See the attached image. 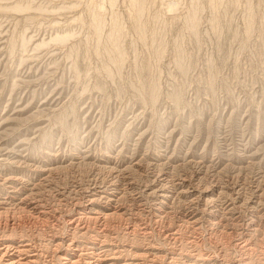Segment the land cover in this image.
<instances>
[{
	"label": "rangeland",
	"instance_id": "rangeland-1",
	"mask_svg": "<svg viewBox=\"0 0 264 264\" xmlns=\"http://www.w3.org/2000/svg\"><path fill=\"white\" fill-rule=\"evenodd\" d=\"M0 185L100 191L99 243L159 264H264V0H0ZM59 218L36 228L52 254L92 240Z\"/></svg>",
	"mask_w": 264,
	"mask_h": 264
},
{
	"label": "bare ground",
	"instance_id": "bare-ground-1",
	"mask_svg": "<svg viewBox=\"0 0 264 264\" xmlns=\"http://www.w3.org/2000/svg\"><path fill=\"white\" fill-rule=\"evenodd\" d=\"M54 169H57V168H55V167H53V168H49V167L45 168V170H44L45 172L44 173L46 175V178L44 180L46 182H47L48 178L52 175V172H54L53 171ZM124 171H126V170H124ZM124 171H122V172H124ZM11 178H12V176H11ZM11 178L10 177L6 178L5 182L3 181L2 183H4V185L6 183V184H9L10 186L11 185L14 186L15 182H12ZM42 184H43V182H42ZM1 185H3V184H1ZM1 185H0V187H1ZM99 185H101V184H99ZM7 186L8 185H6V187ZM3 187L4 186H2V188ZM34 187H36V185H34ZM96 187H95V189H96ZM36 188H38V187H36ZM3 190H4V188H3ZM12 191H14V190H12ZM59 191H60L59 194L57 193L58 194L57 195V198H58L57 200H59L61 205H59V207H57V208H53L52 206H50L51 204L49 205L45 201L44 198H34L33 197V195H34V193H33L34 191L33 190L31 191L33 193L32 195L31 194L28 195V193L26 192L27 194L26 193L25 194L27 196H25L23 194L25 197L22 195L23 197L22 196H20L18 198L16 197L17 198L16 199L14 196H11V197L9 196L10 198L8 196H6L7 198L5 200H0V264H44L43 262L45 261V259L47 260V258H49L50 261L53 259L54 261L57 262V264H159L158 259L156 257H154L153 255H151V253L149 252L150 250H147V249L143 250L142 249L143 252H138V251H136L137 249L136 250L130 249L128 251L127 248H126V245H124L125 243L123 245H121V246L115 245V243H113L115 246L114 245H102V244L99 243V242H101L100 239L102 237L105 238L106 240L102 241L101 243L107 244L105 241H109V240L112 241V239H110L107 236V234L109 233L108 226L110 224L109 222L113 221L115 219L114 217L117 218L116 215H118V210H115L117 207L112 205L113 202H115V199H113V197L110 198V196H109V199L112 202L111 205L113 206L112 209H110L109 207L107 208V210L109 212L101 211L99 209L97 210V209H94L95 207L93 208V205H94V203L96 201H98L101 198L105 197L104 194L103 195H99V194H102L99 191V194H98L99 197H98L97 194H95V193H91L90 194L89 190L87 191V189H86V191L84 192V196H82L83 199L80 200V201L75 200L76 203H74V205L71 206V207L68 205L70 208L66 209V208H68V206L66 205V203H64V202H66V200H65L66 197L64 198V194H72L73 190H68L66 187H64V188H60ZM57 192H58V190H57ZM103 193H105V192H103ZM7 194H9V193H7ZM39 194L42 195L41 193H39ZM106 196L108 197L107 194H106ZM71 201H73V200H71ZM84 204H86V205H84ZM59 217H61V218L62 217H66L67 218V221L69 222L68 223L69 232H70V229H71L74 232L78 231L80 233V235H84V236H86V235H88L90 233L91 234L94 233L93 236L91 237L92 238V240H91L92 242L88 241V243L85 245V244H80L82 240L80 241V243H78L79 240L77 242H73V241L69 242V240L67 238H64V237L60 238V241H57L58 237L56 235H54V234L53 235L51 234L50 235L51 239H49V240H53V242H55V244H54L55 250H54V252L52 254L51 252L53 250L50 251V249H52V247L50 249H48L49 246H48V248L46 247V245L49 243V241H48L47 244H45L47 239L45 240V238L42 237V233L41 232H43V231L46 232V231L44 229H42L43 231H41V230H39L40 228L39 229H36V228L38 227L39 224H41L43 226V224L50 222V220L59 221V219H60ZM162 218H165V217H163V215H162ZM162 218H160V219H162ZM60 221L62 223L63 220H60ZM60 224H58V225H60ZM89 224H97V225H101L103 227L100 226L98 228V232H97L95 230H90V226H88ZM189 224H190V226L192 228L190 230L191 234H197V233L202 232L201 228H202V226L204 224L202 225V223L199 221L198 218L192 220ZM49 225H50V223H49ZM65 225H67V224H65ZM135 225H136V223H135ZM30 226H33L36 230H32V229L30 230L28 228ZM94 228H92V229H94ZM135 228H133V229H135ZM181 228H182V226H179V228H175L174 227L171 230L169 229L171 231L170 235L171 236H175L176 234H178L180 232ZM142 232H144V231H142ZM147 232H148V230H147ZM247 232H249V231L247 230ZM47 233H49V232H47ZM50 233H52V232H50ZM132 233H133V230H132ZM180 233H182V232H180ZM113 234H111V235H113ZM57 235H58V233H57ZM119 235H120V233H119ZM247 235H249V234L247 233ZM68 236L69 235H67V237ZM70 236H72V235H70ZM54 237H56V238H54ZM116 237H115V239H116ZM120 237L118 239L121 240ZM145 237L147 238V236H145ZM69 239H70V237H69ZM249 240L248 241L244 240L243 241L244 245L247 244L249 242ZM85 242H87V241H85ZM195 242L193 243V245L195 244ZM119 245H120V243H119ZM131 247L132 246H130V248ZM248 251H249V249H248ZM126 252H131V254H130L131 257L130 258L127 257ZM50 253H51V255H50ZM125 254H126L127 258L125 257ZM187 254H189V253H187ZM207 255H201L200 254L201 260L202 261L203 260L204 261L205 260H210L211 257L209 256L210 257L209 258ZM194 256H197V255H194ZM191 257H192V254H191ZM193 260H195V259H193ZM214 260H216V259L214 258ZM50 261H48V262H50ZM241 262H243L242 259H241ZM160 264H163V263H160ZM184 264H188V262L184 261Z\"/></svg>",
	"mask_w": 264,
	"mask_h": 264
}]
</instances>
